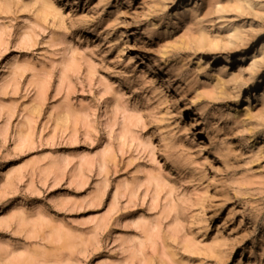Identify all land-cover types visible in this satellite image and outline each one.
Returning <instances> with one entry per match:
<instances>
[{"label":"rangeland","instance_id":"374dc122","mask_svg":"<svg viewBox=\"0 0 264 264\" xmlns=\"http://www.w3.org/2000/svg\"><path fill=\"white\" fill-rule=\"evenodd\" d=\"M0 264H264V0H0Z\"/></svg>","mask_w":264,"mask_h":264},{"label":"bare ground","instance_id":"6f19581e","mask_svg":"<svg viewBox=\"0 0 264 264\" xmlns=\"http://www.w3.org/2000/svg\"><path fill=\"white\" fill-rule=\"evenodd\" d=\"M147 51V50H146ZM149 51V50H148Z\"/></svg>","mask_w":264,"mask_h":264}]
</instances>
